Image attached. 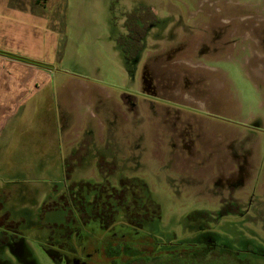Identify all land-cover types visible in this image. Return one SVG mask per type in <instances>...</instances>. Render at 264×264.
<instances>
[{
    "label": "rangeland",
    "instance_id": "374dc122",
    "mask_svg": "<svg viewBox=\"0 0 264 264\" xmlns=\"http://www.w3.org/2000/svg\"><path fill=\"white\" fill-rule=\"evenodd\" d=\"M261 3L54 1L63 31L47 65V98L6 154L0 150V231L9 224L25 234L36 263L53 264L26 224L38 207L65 221L70 201L83 205L91 190L108 193L105 207L118 209L110 189L124 186L140 194L146 229L160 240L187 244L212 230L239 261L262 264L254 248L264 250V50L256 44L264 32L250 30L264 18ZM137 8L150 14L129 59L120 38L129 35L126 13ZM237 9L235 38L221 19Z\"/></svg>",
    "mask_w": 264,
    "mask_h": 264
},
{
    "label": "flooded vegetation",
    "instance_id": "af4514ba",
    "mask_svg": "<svg viewBox=\"0 0 264 264\" xmlns=\"http://www.w3.org/2000/svg\"><path fill=\"white\" fill-rule=\"evenodd\" d=\"M263 3H261V6L264 5ZM240 9L245 10L246 8ZM216 10L221 12L219 8ZM131 11L127 12L125 16ZM134 11L137 13L139 8ZM238 11V9L234 11L232 18L229 17V21L221 19L223 26L231 24V37L237 34V24H243L241 21L233 18L235 14L236 18H238ZM258 11H261V14H263L264 6ZM244 14L245 13L242 12L240 16ZM252 19V17L243 18L242 21L248 24V21ZM261 20V22L251 26L250 30H261L263 33L264 18ZM224 21L227 22L224 23ZM125 22L126 20L124 21L125 32L130 33L131 30L125 25ZM139 22L142 25L141 20ZM261 23H263V26H260ZM146 29L147 25L144 31H146ZM124 35H126V33H124ZM125 38H129V35ZM256 44L257 46H261L260 48L264 50V40L256 42ZM120 183H122V181ZM107 188L108 187L104 186L102 189L108 192L110 188L108 190ZM110 190L113 192V199L116 201L117 205L120 204L122 208L125 207V204L126 206L129 204V199H132L130 202L134 206L129 204L130 206H128V209L129 212L135 209L133 215H131V212H125L124 210L123 212L119 211L123 213L120 215V218L116 220L112 219L113 217L110 209L108 210L105 207V204H108V201H106L109 196L108 193L104 195V205L101 206L100 203H95L94 194H92L90 190L87 194V201H80L83 205L76 206L70 201L74 214L72 213L71 217L65 216V221H60L53 217L46 218L47 209L45 206H39L36 217L31 221H26L28 228L38 230L39 233H37L36 237L38 239V245L53 264H130L128 263V256L133 255L132 250H134V247L140 246L145 240L154 239V236L156 238L161 237V233L154 234L147 231L144 227L146 225L144 221L148 218V215L146 213L147 208H142L141 206L143 203L140 194L137 195L134 190L128 191L131 195L127 197L125 194L127 190L124 187L123 190L121 188L120 190ZM1 196H5L2 191H0V197ZM3 206L4 204L0 203V208ZM62 207L63 205H60L59 207L49 210L57 211L61 210ZM154 210L155 208H153V211ZM125 213H127V215L129 213L128 217ZM6 215L7 213L2 216L5 217ZM1 217L0 224L4 222ZM154 218L155 216L152 217V219ZM8 226L9 228L4 230V233L0 231V264H38L30 255V251L24 246L23 240L26 239L25 234L19 233V231L18 233H14V231L11 230V228H14L9 224ZM202 230L201 228V231ZM192 239L193 242L187 244L199 245V247L203 249L209 245V247L214 248L213 251H218L219 249L217 246V244H219V236L212 230H208L207 232L198 231L194 234ZM170 244L175 245L173 242Z\"/></svg>",
    "mask_w": 264,
    "mask_h": 264
},
{
    "label": "crops",
    "instance_id": "0c3cea01",
    "mask_svg": "<svg viewBox=\"0 0 264 264\" xmlns=\"http://www.w3.org/2000/svg\"><path fill=\"white\" fill-rule=\"evenodd\" d=\"M54 1L0 0V150L4 155L25 126L24 118L39 112L47 98L44 89L51 68L18 58L47 65L57 60L63 12L50 10Z\"/></svg>",
    "mask_w": 264,
    "mask_h": 264
},
{
    "label": "trees",
    "instance_id": "16d2710c",
    "mask_svg": "<svg viewBox=\"0 0 264 264\" xmlns=\"http://www.w3.org/2000/svg\"><path fill=\"white\" fill-rule=\"evenodd\" d=\"M37 1H46V0H37ZM141 10L142 9H139L137 13L133 10L127 15L125 25L129 28V30H131V32L129 33V38H124L123 36H121L120 38V43L123 46L122 50L126 53L129 59H132L134 57L133 55L134 51L136 52L141 47L140 40L145 35L144 30L149 18L148 15L150 13L146 15ZM140 20L142 22V25L139 22ZM18 59L26 62L34 63L37 65H41L46 68L48 67L47 64L38 63L25 58H18ZM125 194L127 196L131 195V193L129 192H125ZM87 198L88 196L86 195V199H85L86 201ZM94 198L96 204L100 203L101 206L104 205L103 202V199H105L104 195H99V196L95 195ZM130 200L132 199L128 200L129 204L131 206H134L133 204H131ZM129 204H127V206L125 204V207L123 208L120 204L117 205L118 209L109 208L113 217L112 219L116 220L120 218V215L123 213H120L119 211L123 212L125 210V212L126 211L129 212L128 209V206H130ZM134 204L136 205L135 202ZM141 206L142 208L144 207L147 208L145 204H142ZM134 210L135 209H133L132 212L130 211L131 215H133ZM125 215L128 217L127 213H125ZM144 227L146 229V226ZM170 240L171 239L162 241L160 240V238H156V237H154V239L152 240H145V242H143L140 246L134 247V250H132L133 255L128 256V263L149 264L148 262L151 260L159 261L163 259V262H165V264L167 263L168 264H212L215 262H218V264H244L242 261H239L237 259V255H238L237 253L239 252L234 251L235 249L227 241L223 242L222 240H219V244H217L219 248L218 251H213L214 248L209 247V245H207L204 249L202 247L200 248L199 245H192V244L171 245L170 244L171 242H169ZM254 251L263 253L261 255H264L263 249L258 250L254 248ZM158 264H161V262H159ZM262 264H264V261H262Z\"/></svg>",
    "mask_w": 264,
    "mask_h": 264
}]
</instances>
